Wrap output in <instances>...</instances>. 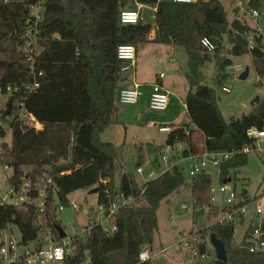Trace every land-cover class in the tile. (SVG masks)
<instances>
[{"label": "trees", "instance_id": "trees-1", "mask_svg": "<svg viewBox=\"0 0 264 264\" xmlns=\"http://www.w3.org/2000/svg\"><path fill=\"white\" fill-rule=\"evenodd\" d=\"M130 2L156 8L155 19L149 17L150 9L146 21L121 23L120 12ZM251 5L258 9L259 1L251 0ZM34 7L42 8L39 19L33 14ZM255 32L241 18L230 22L221 0H0V89L19 87L12 90L9 103L14 106L26 97L28 111L43 126L36 130L8 121L12 135L10 142L3 143L4 161L34 172L51 168L62 204L68 203L70 194L92 186L97 187L100 203L108 204L109 199L120 195L136 200L134 205L120 209L117 230L112 235L96 226L86 239L78 240V253L67 264H82L87 251L90 264H149L139 261V253L144 246L153 245L158 208L186 184L180 155L173 158L174 166L155 179L140 184L134 174L124 172L115 183L118 149L113 142L103 141L101 134L112 123L125 79L122 61L117 58L118 47L133 44L138 50L141 45L154 43L186 49L187 121L160 127H172L165 144H184L183 158L206 152H235L221 164L222 184L232 181V170L246 164L248 153L243 149L256 147L247 130L264 129V98L253 100L254 112L227 123L217 106L215 90L203 83V69L215 61V83L221 84L227 76L224 71L233 64L231 56L251 53L258 76L264 78V37ZM205 39L213 50L204 45ZM225 39L230 45L228 57L223 52ZM28 43L37 46L38 52L31 53ZM36 81L39 87L26 92L24 86ZM0 113L7 120V112L1 108ZM212 186L210 173L193 177L194 207L199 208L195 216L210 204ZM213 213L216 217L217 212ZM10 221L16 223L25 240L35 237L37 226L30 211L0 207V225ZM250 228L238 243L236 223L211 224L199 234L204 242L197 245V264L199 255L212 249L207 241L211 233L224 242L227 264H264V254L244 248ZM124 250L126 260L118 263L113 258Z\"/></svg>", "mask_w": 264, "mask_h": 264}, {"label": "rangeland", "instance_id": "rangeland-1", "mask_svg": "<svg viewBox=\"0 0 264 264\" xmlns=\"http://www.w3.org/2000/svg\"><path fill=\"white\" fill-rule=\"evenodd\" d=\"M258 1L260 12L258 20L261 22L259 26L264 30V0ZM130 3L128 9L138 7L135 2ZM224 4L230 22L237 16L251 27L257 26V21L248 14L238 9L236 12L235 7L231 6L228 1H224ZM142 11L145 14L148 13L147 9H142ZM224 43L223 52L226 54L230 45L227 39ZM225 57L228 55L226 54ZM231 59L233 64L224 71L227 76L221 84L215 83L218 75L215 61L208 63L203 69V83L215 90L217 106L227 123L232 119H239L254 112L256 105H253V100L256 97L264 98V78L258 76L252 54L231 56ZM187 61V52L182 46L171 47L154 43L141 45L138 49L135 69H141L151 79H154L160 72H164L166 75L164 81L173 92L171 104L166 111H152L148 105L120 106L123 111L116 113L112 123L101 134L102 140L113 142L118 149L119 160L114 176L116 184L119 183L124 172L134 174L137 181L143 184L150 179L148 173L153 171L156 176L161 175L169 164H173L175 156H181L179 164L184 168L186 184L162 201L158 208V231L154 237L152 253L154 255V252L161 246L164 250L158 256H152L149 264H197L198 259L194 257L192 247L185 244V239L190 237L192 232L200 234L217 219L213 212L208 213L207 211L195 216V211L199 208L194 207L191 189L193 177L188 173L191 160L181 155L185 145L166 146L168 134L160 130L163 124L186 119L184 100L189 89L185 77V72L188 71ZM247 69H249L248 76L241 79L240 76ZM223 87H228L230 90L223 91ZM164 156L169 157V162H165ZM138 167H142L144 172L138 173ZM209 172L213 177L212 188L215 190L219 184V172L217 169H210ZM232 177V183L237 192L244 194L246 198L254 199L264 193V141L256 143V147L247 154L246 164L232 170ZM0 181H3L1 172ZM91 190L90 187L70 194L68 203L64 204L65 210L58 213L61 225L69 234L76 231L74 227L89 224L88 216L92 218L98 210L99 196L97 193L91 194ZM72 202L80 205V211L76 212L70 206ZM88 212L89 215H87ZM253 216L254 211L251 207L244 222L236 223L235 240L238 243L242 241ZM172 243H174L173 246ZM214 251L212 246L210 252ZM125 256L124 250L116 254L113 259L118 260V263H123L126 260Z\"/></svg>", "mask_w": 264, "mask_h": 264}, {"label": "built area", "instance_id": "built-area-1", "mask_svg": "<svg viewBox=\"0 0 264 264\" xmlns=\"http://www.w3.org/2000/svg\"><path fill=\"white\" fill-rule=\"evenodd\" d=\"M172 1L175 3H195L198 0ZM233 2L236 9L257 21V26L253 27L256 30L255 35L264 37V30L259 26L261 22L258 20L260 12L251 5V0H234ZM41 9V7L33 8V14L38 19ZM151 11L149 17L155 19L156 8ZM147 17L148 14H145L141 8L137 10L125 9L120 12V21L123 24H136L140 21H146ZM203 43L209 50L214 49L209 40L205 39ZM252 48L253 43L250 41V49ZM27 49L31 53L38 52L37 46L33 47L31 43H28ZM137 54L138 50L133 44H122L118 47L117 58L122 61V73L134 71L137 64ZM41 75L40 72L39 76ZM163 78H165V73L162 72L158 79ZM159 80L151 85L148 106L152 111H166L170 105V93ZM38 87L39 82L36 81L32 85H25L24 89L29 93ZM17 89H19L17 86L14 88L8 86L5 90L0 89V110L2 108L7 112L9 98L13 95L12 90ZM229 90L228 87H223V91L228 92ZM144 95V90L138 85L124 87L119 92L118 101L124 105H135ZM25 100L26 97L14 106L11 104L10 113L6 116L7 120L2 119L0 113V172L3 175V181H0V207L11 206L30 211L33 214L37 232L35 237L25 240L16 223L10 221L5 225H0V264H67V261L74 259L78 253V240L86 239L96 226H100L105 233L112 235L117 230L116 218L120 209L134 205L136 200L131 196L120 195L114 200L109 199L107 204L100 203L98 199L99 208L92 218L88 216L89 224L74 227L76 231L69 234L66 228L61 225L58 217V213L65 210L66 207L58 199L51 168L34 172L31 168H15L5 162L3 158V143L10 142L12 135L8 121L24 123L36 130L43 129L42 124L28 111ZM3 129H5V133ZM167 129L160 127L162 131ZM247 135L255 140V144L264 141V129L259 130L257 127H250L247 130ZM251 149L252 147H245L243 152L248 153ZM234 154L235 152L218 151L192 155L188 157L191 160L188 173L191 177L210 173V169H217L220 173L222 162ZM164 160L169 162V157L164 156ZM174 164H169L164 172ZM137 172L142 173L144 169L138 167ZM159 176H156L153 171L148 173L149 180ZM104 182L106 183V180ZM91 188L97 189L96 186ZM96 193L98 194V192ZM244 201L245 199L237 192L232 181L219 183L215 190L212 188L210 204L203 207V210L208 213L217 212L215 223H241L248 217L249 211L253 207L254 216L249 225L251 228L244 248L250 253L264 254V193L257 198ZM70 206L76 212L80 211L79 204L72 202ZM57 226L63 229L64 237L57 230ZM207 241H210L209 236ZM203 242L202 237L193 232L190 237L185 239V244L192 247L194 257L198 255L197 245ZM152 252L151 246H144L139 253V261L142 263L149 262L153 256ZM85 257L82 264H90L89 251L85 253ZM215 260V251H205L199 255V264H211Z\"/></svg>", "mask_w": 264, "mask_h": 264}, {"label": "crops", "instance_id": "crops-1", "mask_svg": "<svg viewBox=\"0 0 264 264\" xmlns=\"http://www.w3.org/2000/svg\"><path fill=\"white\" fill-rule=\"evenodd\" d=\"M222 1V3L224 4V1H228L229 3H230V5L231 6H233V7H235L234 6V2H233V0H221ZM136 5H138V7L137 8H131V10H137V9H139V8H141V9H147L148 11L151 9H154V8H151V7H148V6H145V5H142V4H138V3H136ZM224 6H225V4H224ZM226 8V7H225ZM128 9V8H127ZM235 10H236V12H237V9L235 8ZM146 14H148V13H146ZM235 18H237V16H235ZM234 18V19H235ZM160 73H162V72H160ZM164 73V72H163ZM158 76H159V74H157L156 76H155V78L154 79H151V78H148L147 77V75L145 74V73H143L142 71H141V69H134V71L133 72H130V73H126L125 74V79H124V81L122 82V86L123 87H134L135 85H138V86H140L143 90H144V92H145V95L143 96V98H141L140 99V101L137 103V104H135V105H128V106H137V105H139V106H141V105H148V102H149V96H150V92H151V85L155 82V81H157V80H159L158 79ZM165 78H166V75H165ZM165 78H163V79H161V80H159V82H161V84L164 86V88L166 89V90H168V92L170 93V100H171V96H172V94H173V92L168 88L169 86L165 83V81H164V79ZM189 90V89H188ZM187 93H188V91H187ZM186 97H187V94H186V96H185V100H184V113H185V115H186ZM170 104H171V101H170ZM124 104H121V103H117V106H116V110H115V112H114V114H113V117H115L116 116V113L118 112H122L123 110H122V108L120 107V106H123ZM170 106V105H169ZM113 121V120H112ZM182 121H187V115H186V119L185 120H181V121H179V122H172L171 124H178V123H180V122H182ZM171 124H163V125H171ZM172 129V127H168V129L167 130H165V132H167V134L169 133V131ZM114 131H115V129H114ZM102 138V137H101ZM104 141V140H103ZM177 145H181V144H177ZM184 147V146H183ZM184 149V148H183ZM256 198V197H255ZM207 227V226H206ZM163 245V244H162ZM172 246L174 245V243H172L171 244ZM160 247V246H159ZM163 246H161V248H158V250L157 251H155L154 252V255L153 256H158L159 254H161L162 253V250H164V248H162ZM151 248H152V250H153V245L151 246Z\"/></svg>", "mask_w": 264, "mask_h": 264}, {"label": "water", "instance_id": "water-1", "mask_svg": "<svg viewBox=\"0 0 264 264\" xmlns=\"http://www.w3.org/2000/svg\"><path fill=\"white\" fill-rule=\"evenodd\" d=\"M249 74V69H247L242 75L240 76L241 79H245ZM7 114L10 113L11 103H8ZM97 189H92L90 191L91 194H95ZM57 230L60 232L61 236L64 237L63 229L60 226H57ZM210 243L215 250L216 260L211 264H227L228 262V255L227 250L224 242L220 240L215 233H211L209 236Z\"/></svg>", "mask_w": 264, "mask_h": 264}]
</instances>
